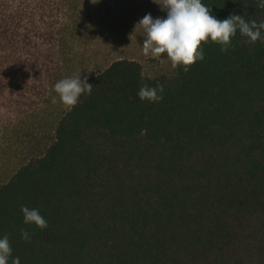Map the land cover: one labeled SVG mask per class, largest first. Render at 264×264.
<instances>
[{
  "label": "trees",
  "instance_id": "obj_1",
  "mask_svg": "<svg viewBox=\"0 0 264 264\" xmlns=\"http://www.w3.org/2000/svg\"><path fill=\"white\" fill-rule=\"evenodd\" d=\"M85 2L0 0V123L52 135L27 141L38 153L0 181L11 255L20 264H264V39L237 31L227 51L202 43L204 59L170 81L114 60L81 76L91 94L69 107L53 86L73 76L91 20ZM202 2L219 19L264 21L257 0ZM144 83L162 84L163 98L141 100ZM21 205L48 226L24 224Z\"/></svg>",
  "mask_w": 264,
  "mask_h": 264
},
{
  "label": "clouds",
  "instance_id": "obj_2",
  "mask_svg": "<svg viewBox=\"0 0 264 264\" xmlns=\"http://www.w3.org/2000/svg\"><path fill=\"white\" fill-rule=\"evenodd\" d=\"M161 5L166 16L153 17L146 13L136 24L142 26L144 32L143 53L158 58L162 53L167 54L172 66L183 65L184 70L204 59L202 43L209 40L221 46V51H227L236 36L237 31L247 37L245 42H255L264 39V21L246 20L243 15L229 14L223 19L217 18L211 12V8L202 0H154ZM257 7L264 9V0H257ZM92 85L87 79L80 76H66L57 80L53 89L58 94L59 100L66 106H74L78 103L82 93L91 94ZM163 85L150 86L144 83L139 88L137 95L141 100L156 102L161 100ZM56 102V96L52 97ZM24 224H35L44 229L48 226L47 220L43 217L38 208H29L21 205ZM21 237L30 240V234L26 229H21ZM12 248L9 236H0V264H20L18 256L11 255Z\"/></svg>",
  "mask_w": 264,
  "mask_h": 264
},
{
  "label": "rangeland",
  "instance_id": "obj_3",
  "mask_svg": "<svg viewBox=\"0 0 264 264\" xmlns=\"http://www.w3.org/2000/svg\"><path fill=\"white\" fill-rule=\"evenodd\" d=\"M85 3L91 20L78 45L73 77L102 70L121 58L139 61L143 73L152 78L170 81L178 75L182 65L173 67L166 53L153 58L142 51L144 32L136 24L146 13L153 17L166 16L159 3L154 0H86ZM37 131L34 126L0 123V181L8 179L14 168L38 153L29 149L31 143L27 141L39 137L46 142L52 136L49 130L43 134Z\"/></svg>",
  "mask_w": 264,
  "mask_h": 264
}]
</instances>
